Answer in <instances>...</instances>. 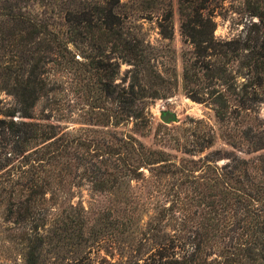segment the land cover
<instances>
[{
  "label": "trees",
  "instance_id": "1",
  "mask_svg": "<svg viewBox=\"0 0 264 264\" xmlns=\"http://www.w3.org/2000/svg\"><path fill=\"white\" fill-rule=\"evenodd\" d=\"M221 1L176 0L178 32L189 48L182 58V77L190 70L207 82L209 88L191 99L210 106L219 136L235 151H202L210 142L195 151H164L131 133L114 138L118 151L103 140L69 137L45 114L33 113L44 92L42 54L55 45L73 57L66 47L71 42L90 48L84 57L91 63L96 89L120 102L119 115H109L111 124L123 117L144 126V98L157 97L159 91L151 74H143L149 68L147 45L126 22L133 12L139 18L156 13L159 36L170 40L171 0H85L64 11L63 39L13 11L8 1L0 4V23L8 24L0 26V92L10 96L9 101L0 98V202L6 203L9 218L30 223L28 237L41 240L39 225L32 223L38 207L46 194L56 199L65 183L76 184L81 166L91 188L111 197L104 212L108 226L125 242L136 240L138 251L149 244V264H264V117L259 114L264 101V0H242L239 8L249 18L230 37L217 38L214 18ZM103 54L116 59L109 68L97 58ZM119 62L130 66L124 71L128 82L115 90ZM219 159H224L221 165L216 164ZM143 169L156 182L178 175L179 184L187 182L188 189L183 195L177 187L148 191L145 196L155 202L145 209L146 202H138L130 185ZM76 209L79 219L82 209ZM71 222L63 221L58 232L80 237L82 223L75 221L72 227ZM91 231L86 238L93 241L99 229ZM135 233L140 237L135 239ZM28 254L34 264L32 246Z\"/></svg>",
  "mask_w": 264,
  "mask_h": 264
},
{
  "label": "rangeland",
  "instance_id": "2",
  "mask_svg": "<svg viewBox=\"0 0 264 264\" xmlns=\"http://www.w3.org/2000/svg\"><path fill=\"white\" fill-rule=\"evenodd\" d=\"M5 1L11 4L13 11L19 10L32 17L57 35V39H63L64 11L77 9L85 0H0V4ZM241 1L222 0L220 7L216 8L214 35L217 38L230 37L249 18L239 8ZM171 3L173 35L170 40L159 36L154 16L156 13L139 18L138 13L133 12L126 22L129 30L147 45L149 68L143 74L146 77H149L148 73L151 74L159 91L157 97L144 98L145 119L141 121L144 126H139L138 119L126 120L123 117H120L116 125L111 124L109 115L111 112L119 115L120 102L104 95L100 88L96 89L91 63L84 57L90 48L84 44L75 47L71 42H66V47L73 57L63 53L55 45L42 54L39 69L44 81V92L36 101L33 113L36 116L45 114L50 123L57 125L69 137L103 140L116 146L118 151L122 150L117 147L118 141L114 138L125 137L126 133H131L148 146L164 151H195L196 147L207 145L208 142L211 145L202 151H235L219 136L210 106L191 99L192 95L206 91L209 86L207 87L205 80L194 78L190 70L186 79L182 77V58L188 55L189 48L178 32L176 0H171ZM7 25L0 23V26ZM97 58L105 66L116 60L108 54ZM128 67V64L119 62L112 81L116 86L115 90L126 86L128 74L124 71ZM0 98L10 100V96L3 91L0 92ZM165 112L173 115L166 122L161 119ZM259 114L264 117V101L259 106ZM203 154L202 152L201 155ZM223 161L224 159H219L216 164L221 165ZM83 173L82 167H78L75 172L76 184L65 183L60 187L61 191L56 199H47L46 194V200L38 207L39 214L32 222L39 225L36 231L41 240L35 239L37 237L33 234L28 237L26 234L30 233V223L23 224L9 218L6 203L0 202V264H31L28 259L31 246L34 264H149L145 260L150 252L149 244L143 245L138 251L136 240L125 242L120 234L108 226V217L104 216V212L111 197L93 190L89 178ZM181 179L184 180L182 177ZM179 180L180 176L176 175L160 182L155 179L152 181L146 169H143L142 177L136 181L131 180L130 185L138 202H146L143 206L148 209L155 202L153 198L145 196L148 191L158 187L173 190L177 187L180 195H183L188 185L187 182L180 185ZM80 207L81 221L74 216L76 208ZM69 219L72 220L69 224L72 227L76 224L75 221L82 223L80 237H70L58 232V226L63 221L69 222ZM141 219L143 222L146 217L142 216ZM117 228H120V224H117ZM98 229V234L92 236L93 241L86 238L91 230ZM134 236L135 239L140 237L136 233ZM36 242L40 245H36Z\"/></svg>",
  "mask_w": 264,
  "mask_h": 264
},
{
  "label": "water",
  "instance_id": "3",
  "mask_svg": "<svg viewBox=\"0 0 264 264\" xmlns=\"http://www.w3.org/2000/svg\"><path fill=\"white\" fill-rule=\"evenodd\" d=\"M172 117H173V115L171 113H169V112H165L163 115H161V119L164 122L168 121Z\"/></svg>",
  "mask_w": 264,
  "mask_h": 264
}]
</instances>
